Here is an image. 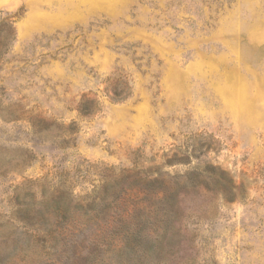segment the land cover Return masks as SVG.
Wrapping results in <instances>:
<instances>
[{
	"label": "rangeland",
	"instance_id": "obj_1",
	"mask_svg": "<svg viewBox=\"0 0 264 264\" xmlns=\"http://www.w3.org/2000/svg\"><path fill=\"white\" fill-rule=\"evenodd\" d=\"M3 21L0 264H264V0H0Z\"/></svg>",
	"mask_w": 264,
	"mask_h": 264
},
{
	"label": "trees",
	"instance_id": "obj_2",
	"mask_svg": "<svg viewBox=\"0 0 264 264\" xmlns=\"http://www.w3.org/2000/svg\"><path fill=\"white\" fill-rule=\"evenodd\" d=\"M4 27L7 30L6 34L3 32ZM14 40H15V32L13 28V22L3 21L2 23H0V60L3 58V56H5L8 53L9 46ZM124 84L126 86H124L122 89L114 90V97L112 98L113 101L115 102L123 101L128 97L129 90L127 89V83L125 82ZM79 111L82 114V116H88L92 114L91 110L88 107L80 108Z\"/></svg>",
	"mask_w": 264,
	"mask_h": 264
}]
</instances>
